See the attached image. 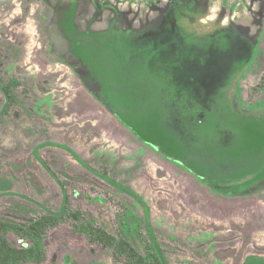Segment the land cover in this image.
Listing matches in <instances>:
<instances>
[{"label": "rangeland", "instance_id": "rangeland-1", "mask_svg": "<svg viewBox=\"0 0 264 264\" xmlns=\"http://www.w3.org/2000/svg\"><path fill=\"white\" fill-rule=\"evenodd\" d=\"M169 6V19L185 27V42L176 61L168 50L166 69L217 72L216 103L180 132L161 124L177 130L200 172L155 147L141 148L130 183L149 207L170 264H264V0H0V83L19 81L18 104L0 118V179L10 181V192L0 197V218L27 224L43 213L34 202L59 210V197L39 174L34 146L68 136L89 153L86 141L103 127L102 120L98 129L83 126L88 111L81 114L76 105L87 93L68 32L81 33L95 17L100 28L140 32L145 22L165 19ZM3 102L0 92V107ZM57 110L63 117L72 112L74 121L50 124ZM69 189L70 206L111 233L121 207L144 217L135 199L112 188L80 180ZM6 236L17 247L30 244L13 230ZM133 243L141 250L140 241ZM43 246V261L19 264H123L108 248L89 243L70 220L48 228Z\"/></svg>", "mask_w": 264, "mask_h": 264}, {"label": "crops", "instance_id": "crops-1", "mask_svg": "<svg viewBox=\"0 0 264 264\" xmlns=\"http://www.w3.org/2000/svg\"><path fill=\"white\" fill-rule=\"evenodd\" d=\"M175 4L179 5L173 3L170 6ZM170 6L163 14L165 19L162 15L163 19L157 22H145L140 32L134 30L136 27L122 30L112 24L100 28L95 23L97 17L83 25L81 33L68 32L71 38L68 48L76 56L72 59L82 64L81 71L76 72L83 81L81 92L87 93L82 94L83 100L76 105L81 114L87 108V117L82 116L86 118L83 126L96 128L100 120L104 123L100 129L96 128L97 135L91 133L90 141H86L89 153L82 149L81 143L69 140L68 136L66 141L54 136L34 146V156L42 167L39 174L57 194L60 205L63 193L58 182L64 185L69 203L72 199L69 184L80 180L130 196L106 182L107 177L138 194L130 181L138 173L141 148L155 147L200 172L197 164L188 161L189 146L175 131L180 132L182 124L196 122L203 109L211 108L212 102L216 103L218 73L171 72L166 69L168 50L175 57V52L184 48L185 42V27L179 21L169 19ZM181 31L184 34H180ZM230 79L227 84H232L233 78ZM69 105L66 103L67 109ZM59 110L52 114L50 124L63 119L74 121L72 112H65L63 117ZM166 122L170 123L169 126H178V129L161 128ZM75 128L80 129V126ZM70 129L67 126V132H74Z\"/></svg>", "mask_w": 264, "mask_h": 264}, {"label": "trees", "instance_id": "trees-1", "mask_svg": "<svg viewBox=\"0 0 264 264\" xmlns=\"http://www.w3.org/2000/svg\"><path fill=\"white\" fill-rule=\"evenodd\" d=\"M18 85L19 81L15 79H11L4 84L0 83V92L4 97V102L0 107V118L6 111L18 104L16 91ZM105 180L116 189L130 195L140 204L144 215L142 220L133 210L121 207L122 210L118 213V224L115 233H111L99 224L96 218L89 216L80 208H72L68 202L69 198L64 185L58 182L63 193L59 210L52 211L42 204L34 202L43 210V213L27 224H16L0 218V264L43 261L45 257L43 246L45 232L48 228L69 220L72 228L82 232L88 238L89 243L101 244L108 248L116 263L170 264L150 224L148 205L138 194L113 179L106 177ZM9 185L10 181L8 179H0V197L10 192L7 188ZM9 230L18 233L21 238H27L30 244L26 247L13 245L6 236ZM136 241H140L141 250L133 243Z\"/></svg>", "mask_w": 264, "mask_h": 264}, {"label": "bare ground", "instance_id": "bare-ground-1", "mask_svg": "<svg viewBox=\"0 0 264 264\" xmlns=\"http://www.w3.org/2000/svg\"><path fill=\"white\" fill-rule=\"evenodd\" d=\"M264 129V128H263Z\"/></svg>", "mask_w": 264, "mask_h": 264}]
</instances>
